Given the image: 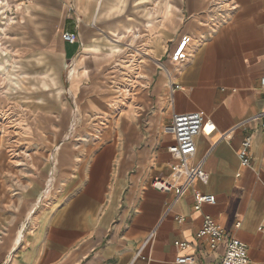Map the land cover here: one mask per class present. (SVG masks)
Returning <instances> with one entry per match:
<instances>
[{
    "label": "crops",
    "instance_id": "1",
    "mask_svg": "<svg viewBox=\"0 0 264 264\" xmlns=\"http://www.w3.org/2000/svg\"><path fill=\"white\" fill-rule=\"evenodd\" d=\"M144 1L32 0L0 34V264H131L142 248L138 264H220L226 242L197 238L206 215L264 264V0ZM188 112L209 121L195 189L217 202L199 211L194 189L152 187L174 162L165 128Z\"/></svg>",
    "mask_w": 264,
    "mask_h": 264
},
{
    "label": "built area",
    "instance_id": "2",
    "mask_svg": "<svg viewBox=\"0 0 264 264\" xmlns=\"http://www.w3.org/2000/svg\"><path fill=\"white\" fill-rule=\"evenodd\" d=\"M3 2V1H1ZM0 2V3H1ZM7 6V4L5 3ZM0 13L5 16L2 22L3 25L9 26L16 20V11L11 12L9 9L0 7ZM7 20V21H6ZM64 41L68 43L79 42L77 33L66 31L63 34ZM192 37L185 35L179 45L176 47L171 61L174 64H181L187 58V47L191 43ZM264 85V79L261 81ZM260 120V129L264 133V112L254 117ZM249 121L242 123L244 128H249ZM209 121L204 115L199 112H188L184 114H174L171 123L165 128V131L171 133L175 137V143L168 147L169 153L172 155L174 162L170 166V178H155L152 182V187L164 193H174L176 201L184 198L194 189V210L199 211L202 205L217 202L214 195L204 194L195 189L199 182L206 183L209 179L208 173L204 170L203 164H194L193 158L197 152V137L206 132V127ZM241 167L252 165V134L248 133L242 143L239 151ZM240 177V174H238ZM172 205H169L166 214L169 212ZM186 220L183 216L176 217V221L182 223ZM240 226V222L236 227ZM199 240L207 241L211 251H215L222 243L226 242L225 253L220 264H255L250 260L249 247L244 242L238 240L234 235H230L222 229L216 219L210 215L203 218L202 225L197 233ZM178 247L186 249L190 247L188 242H176ZM146 260L147 257L143 253V248L138 251L134 261L131 264H138L137 260ZM192 256L178 257V264H188L194 262Z\"/></svg>",
    "mask_w": 264,
    "mask_h": 264
},
{
    "label": "rangeland",
    "instance_id": "3",
    "mask_svg": "<svg viewBox=\"0 0 264 264\" xmlns=\"http://www.w3.org/2000/svg\"><path fill=\"white\" fill-rule=\"evenodd\" d=\"M1 1H3V2H1ZM72 0H69V5H72V4H70V2H71ZM0 7H3V9L5 8V9H9L11 12H13L14 13V11H16L15 13H16V18H17V14L20 12V11H22V9L25 7V6H27V5H29V6H31L32 5V0H0ZM5 3L7 4V6L5 5ZM144 3V7L146 6V5H149L150 3H151V1H148V0H146V1H144V2H142V4ZM1 12V11H0ZM5 16H3L1 13H0V34L3 32V30H5V28H6V25H3L2 24V22L3 21H5V19H3ZM7 21V20H6ZM93 26H95V24H93ZM5 36H6V34H4L3 35V37L0 39V42H3L4 41V39H5ZM3 49L5 50V47H4V44H3ZM3 50H1L0 51V55H2L3 53ZM7 61L6 62H3L1 65H0V70H2V69H4L6 66H7ZM122 65H125V64H122ZM47 70H49V67H47ZM117 70H118V68H117ZM6 72V71H5ZM4 71H0V75L2 74V73H5ZM120 81H122V80H120V79H116V80H112V84H115L114 86H115V90H119V87H121V85H120ZM32 82H34V83H36L37 84V80H32ZM48 83H50V84H52L53 83V81H47Z\"/></svg>",
    "mask_w": 264,
    "mask_h": 264
}]
</instances>
